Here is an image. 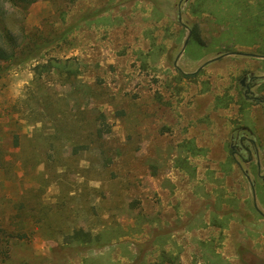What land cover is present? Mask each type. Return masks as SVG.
<instances>
[{
	"label": "rangeland",
	"instance_id": "1",
	"mask_svg": "<svg viewBox=\"0 0 264 264\" xmlns=\"http://www.w3.org/2000/svg\"><path fill=\"white\" fill-rule=\"evenodd\" d=\"M241 2L35 0L9 20L37 50L0 64L1 264H264V24L241 41ZM65 59L93 90L78 103ZM99 113L103 141L73 154L65 121Z\"/></svg>",
	"mask_w": 264,
	"mask_h": 264
},
{
	"label": "trees",
	"instance_id": "2",
	"mask_svg": "<svg viewBox=\"0 0 264 264\" xmlns=\"http://www.w3.org/2000/svg\"><path fill=\"white\" fill-rule=\"evenodd\" d=\"M35 0H0V64L7 62V61H13L17 57H20L21 54H30L32 52H35L37 50V42L34 38L29 37L28 39H24V41H19L18 36L16 32H14V27H10L8 24L9 20L14 25L17 21V18H15L17 15L23 13L27 7L33 3ZM239 1V0H238ZM241 6L238 9L237 16L234 18H237L238 24H232L233 27L239 28L240 26H243L242 30L245 35H247L245 40H241L244 43L249 42H261L263 41V34H262V21L264 24V0H252V2H249L247 0H242ZM255 4V5H254ZM257 4V5H256ZM260 12V13H258ZM240 13V14H239ZM263 17V19H262ZM241 22V23H240ZM66 32V31H65ZM240 33V32H239ZM26 40V41H25ZM237 41H240L239 39H236ZM263 49V48H259ZM261 52L264 51L261 50ZM28 56V55H27ZM42 66H45L42 65ZM55 67L57 70H60L64 72L65 79L68 80V82L71 83L72 87L65 95L66 97H72L74 98L73 101L75 103H78V100L85 94H90L93 92L91 87H89L86 83H81V81L72 79L75 78V75L78 72V66L76 63L72 62V59H65V60H58L55 63ZM46 68V67H43ZM83 95H82V94ZM45 106H49L51 101L45 100L44 101ZM66 103H65V110H66ZM79 105H76V108H78ZM101 115L99 113L98 116H94L90 118L89 120H86L87 124V131H85L83 135V129H80V123L81 119L84 117L85 114H82V117H76V119L70 118L65 121V133H68L69 131H77V142H70V148L71 152L75 154L79 148H83L86 146V148L89 146L88 144L92 143V141H96L99 139H104L103 137V130L102 126L104 122L100 119ZM101 120V124L98 123V121ZM72 136V135H70ZM103 141V140H102ZM66 142L69 143L68 139H65ZM103 144V143H102ZM13 236H16L14 233H7L5 230H3L2 227H0V259L3 258V261H6L10 258V239ZM76 239L75 240H88V237L81 236L78 231L75 232ZM81 240V241H82ZM80 242V241H77ZM2 256V257H1ZM1 264V260H0Z\"/></svg>",
	"mask_w": 264,
	"mask_h": 264
},
{
	"label": "flooded vegetation",
	"instance_id": "3",
	"mask_svg": "<svg viewBox=\"0 0 264 264\" xmlns=\"http://www.w3.org/2000/svg\"><path fill=\"white\" fill-rule=\"evenodd\" d=\"M254 76H250V79L249 80H251L252 78H253ZM241 83H242V85H244V87H245V93H244V95L245 96H248V94L249 93H251V87H250V84L249 83H247V82H245V80L244 79H242L241 80ZM255 99H258V97H256V96H253ZM240 141H239V143L240 144H242V138H243V135H242V133L240 134ZM232 149H233V145H232V147H231ZM232 152L233 153H235V151L234 150H232ZM257 205V204H256ZM261 211V210H260ZM259 212V211H258ZM260 213V212H259ZM263 213V212H262ZM261 214V213H260ZM262 216H264V213L263 214H261Z\"/></svg>",
	"mask_w": 264,
	"mask_h": 264
},
{
	"label": "water",
	"instance_id": "4",
	"mask_svg": "<svg viewBox=\"0 0 264 264\" xmlns=\"http://www.w3.org/2000/svg\"><path fill=\"white\" fill-rule=\"evenodd\" d=\"M254 205H255L256 209H257L261 214H263L262 211H260V210L258 209V207H257V205H256L255 202H254Z\"/></svg>",
	"mask_w": 264,
	"mask_h": 264
},
{
	"label": "crops",
	"instance_id": "5",
	"mask_svg": "<svg viewBox=\"0 0 264 264\" xmlns=\"http://www.w3.org/2000/svg\"><path fill=\"white\" fill-rule=\"evenodd\" d=\"M260 57H264V55H261Z\"/></svg>",
	"mask_w": 264,
	"mask_h": 264
}]
</instances>
